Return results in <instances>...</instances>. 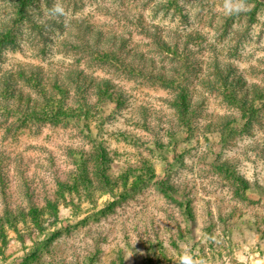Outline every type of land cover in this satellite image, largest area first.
<instances>
[{
	"label": "rangeland",
	"instance_id": "obj_1",
	"mask_svg": "<svg viewBox=\"0 0 264 264\" xmlns=\"http://www.w3.org/2000/svg\"><path fill=\"white\" fill-rule=\"evenodd\" d=\"M185 253L264 264V0H0V264Z\"/></svg>",
	"mask_w": 264,
	"mask_h": 264
},
{
	"label": "trees",
	"instance_id": "obj_2",
	"mask_svg": "<svg viewBox=\"0 0 264 264\" xmlns=\"http://www.w3.org/2000/svg\"><path fill=\"white\" fill-rule=\"evenodd\" d=\"M181 101H184V102H186L185 101V98H182L181 99ZM246 106H244L243 107V110L244 111H247V109L245 108ZM56 119V117H53V118H51V120H55ZM101 153L103 154V151H101ZM105 157V156H104ZM99 157L97 156V159H96V161H97V163L99 162ZM82 167H83V169H82V172H81V179H82V181L83 182H85L87 185H89V178H88V174H87V171H86V166L85 165H82ZM95 176H97V177H101L103 180H106V176H105V174L104 173H99L98 171L95 173ZM238 181H239V183L242 185V189H247L248 188V186H247V184H248V181L247 180H243V178H240V177H238Z\"/></svg>",
	"mask_w": 264,
	"mask_h": 264
},
{
	"label": "clouds",
	"instance_id": "obj_3",
	"mask_svg": "<svg viewBox=\"0 0 264 264\" xmlns=\"http://www.w3.org/2000/svg\"><path fill=\"white\" fill-rule=\"evenodd\" d=\"M52 14L53 15H64V8L59 4L57 3L53 9L51 10ZM179 264H194V260L192 258L191 255L185 253L183 255L180 256L179 258Z\"/></svg>",
	"mask_w": 264,
	"mask_h": 264
},
{
	"label": "crops",
	"instance_id": "obj_4",
	"mask_svg": "<svg viewBox=\"0 0 264 264\" xmlns=\"http://www.w3.org/2000/svg\"><path fill=\"white\" fill-rule=\"evenodd\" d=\"M210 264H217V263H210Z\"/></svg>",
	"mask_w": 264,
	"mask_h": 264
}]
</instances>
